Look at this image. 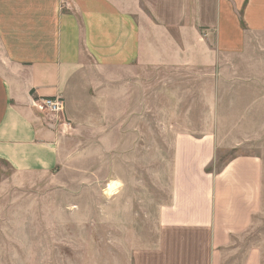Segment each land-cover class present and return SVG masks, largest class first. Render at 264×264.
<instances>
[{
    "label": "crops",
    "instance_id": "0c3cea01",
    "mask_svg": "<svg viewBox=\"0 0 264 264\" xmlns=\"http://www.w3.org/2000/svg\"><path fill=\"white\" fill-rule=\"evenodd\" d=\"M148 74L162 84L161 101L185 92L177 101L188 111L171 124L199 119L191 110L199 80L212 81L203 88L210 95L252 90L264 100V0H0V176L8 166L39 185L32 177L59 176L70 147L93 135L108 149L131 146L148 110ZM50 97L62 98L61 113L41 108ZM214 98L203 105L211 113ZM173 139L170 198L158 206L155 233L89 264H225L237 252L264 206V156L241 153L214 170L212 128L180 129ZM241 264H264L260 247Z\"/></svg>",
    "mask_w": 264,
    "mask_h": 264
},
{
    "label": "rangeland",
    "instance_id": "374dc122",
    "mask_svg": "<svg viewBox=\"0 0 264 264\" xmlns=\"http://www.w3.org/2000/svg\"><path fill=\"white\" fill-rule=\"evenodd\" d=\"M116 73L120 88L125 71L119 69ZM132 77L135 83L139 79L133 73ZM157 78L149 74L143 78L148 110L145 121L134 126L139 128L135 130L139 137L131 141V146L120 141L121 147L108 149V141L99 136L83 138L70 147L69 160L59 176L32 177L39 185L25 182L23 176H15L6 166L3 178L0 176V264H89L95 258H107L110 248L124 255L131 250L125 245L132 239L140 244L144 238L150 239L157 228L158 206L170 198L175 131L212 128L218 135L214 170L241 153L264 156L262 94L251 90L245 96V92L239 96L225 91L210 95L204 89L212 86V81L199 80L195 95L191 94L198 105L191 110L199 119L196 123L171 124V120L178 121L188 111L180 107L183 101H177L185 92H177L174 98L168 93L161 101L157 93L162 84H157ZM212 95L219 97L213 100L219 106L212 108L211 113L203 105L210 102ZM121 99L123 96H118L117 104ZM254 101L257 108L243 105L251 107ZM158 102L165 105L163 118L157 112ZM204 115L213 122H200L205 120ZM161 119L165 122H158ZM93 151L103 153L92 154ZM112 180L119 187L110 192L108 183ZM238 246L225 264H241L252 246L260 247L264 261V206L250 230L238 239Z\"/></svg>",
    "mask_w": 264,
    "mask_h": 264
},
{
    "label": "built area",
    "instance_id": "2783aa9c",
    "mask_svg": "<svg viewBox=\"0 0 264 264\" xmlns=\"http://www.w3.org/2000/svg\"><path fill=\"white\" fill-rule=\"evenodd\" d=\"M40 105L41 108H45L55 114L61 113L64 108V102L59 97L45 98L40 102Z\"/></svg>",
    "mask_w": 264,
    "mask_h": 264
},
{
    "label": "bare ground",
    "instance_id": "6f19581e",
    "mask_svg": "<svg viewBox=\"0 0 264 264\" xmlns=\"http://www.w3.org/2000/svg\"><path fill=\"white\" fill-rule=\"evenodd\" d=\"M118 183H119V182H118ZM118 187H119V186H118ZM116 188H117V184H116V182L111 183V185H110V191H114Z\"/></svg>",
    "mask_w": 264,
    "mask_h": 264
}]
</instances>
